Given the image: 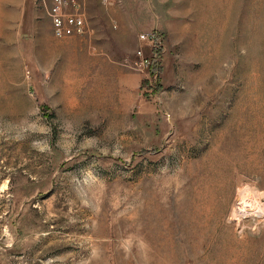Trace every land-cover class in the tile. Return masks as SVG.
<instances>
[{"label":"rangeland","instance_id":"obj_1","mask_svg":"<svg viewBox=\"0 0 264 264\" xmlns=\"http://www.w3.org/2000/svg\"><path fill=\"white\" fill-rule=\"evenodd\" d=\"M47 1L0 0V264H264V0Z\"/></svg>","mask_w":264,"mask_h":264},{"label":"built area","instance_id":"obj_2","mask_svg":"<svg viewBox=\"0 0 264 264\" xmlns=\"http://www.w3.org/2000/svg\"><path fill=\"white\" fill-rule=\"evenodd\" d=\"M45 9L49 17L53 35L57 38L83 34L86 31L80 0H48ZM139 38L152 44L151 57L144 59L145 65L152 69V62L159 64V35L153 31L140 33ZM138 55L142 54L139 49ZM152 73H156L152 72Z\"/></svg>","mask_w":264,"mask_h":264},{"label":"bare ground","instance_id":"obj_3","mask_svg":"<svg viewBox=\"0 0 264 264\" xmlns=\"http://www.w3.org/2000/svg\"><path fill=\"white\" fill-rule=\"evenodd\" d=\"M261 195H262L261 193L253 189L251 194L248 197L249 198L248 202H245L246 199L244 198L245 201L243 200V190L239 191L238 203H236V205L232 208L231 217H234L235 219L240 220L241 216L248 215L249 213L262 212L261 210H262L263 204L259 201V198H258Z\"/></svg>","mask_w":264,"mask_h":264},{"label":"trees","instance_id":"obj_4","mask_svg":"<svg viewBox=\"0 0 264 264\" xmlns=\"http://www.w3.org/2000/svg\"><path fill=\"white\" fill-rule=\"evenodd\" d=\"M160 69V66L158 65V63H156L155 61L152 62V69H151V72H155L158 73Z\"/></svg>","mask_w":264,"mask_h":264}]
</instances>
